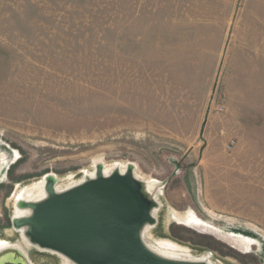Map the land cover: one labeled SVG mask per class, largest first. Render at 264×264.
Segmentation results:
<instances>
[{
    "label": "rangeland",
    "instance_id": "374dc122",
    "mask_svg": "<svg viewBox=\"0 0 264 264\" xmlns=\"http://www.w3.org/2000/svg\"><path fill=\"white\" fill-rule=\"evenodd\" d=\"M0 160V241L32 264L64 260L13 227L17 193L98 165L150 184L152 245L264 264V0H0Z\"/></svg>",
    "mask_w": 264,
    "mask_h": 264
},
{
    "label": "water",
    "instance_id": "95a60500",
    "mask_svg": "<svg viewBox=\"0 0 264 264\" xmlns=\"http://www.w3.org/2000/svg\"><path fill=\"white\" fill-rule=\"evenodd\" d=\"M132 171L103 176L98 166L95 178L61 192H55L50 176L46 198L26 203L29 216L13 219V227L25 228L29 244L72 264H206L167 259L143 243V230L155 224V204L143 196ZM0 264L25 263L3 254Z\"/></svg>",
    "mask_w": 264,
    "mask_h": 264
},
{
    "label": "bare ground",
    "instance_id": "6f19581e",
    "mask_svg": "<svg viewBox=\"0 0 264 264\" xmlns=\"http://www.w3.org/2000/svg\"><path fill=\"white\" fill-rule=\"evenodd\" d=\"M98 166H101V173H102L103 176H109L115 171H118L120 174H124V173L127 172V171H125V170H123L121 168H115V167L105 168L102 165H98ZM0 168H1V166H0ZM132 175L138 181L139 186H140V191L143 194V196L145 198H147L149 201L154 202L155 207H154V209H153V211L151 213V215L153 216V212H154L155 208H158L159 203L155 199L153 194L151 193V190L149 189L150 188V184L145 182V181H143V180H140L138 177H136L135 173L133 171H132ZM95 176H96V174L93 173L88 179H93V178H95ZM32 187L30 186V188H32ZM37 187H38V191H37L38 193H35V195L38 196V198L36 200L29 198L30 196H32V190L26 191V189H22L20 192L18 191L19 193H17V198H16L15 204H14L15 205L14 206L15 214H14V218L13 219L23 218V217L29 216L31 210H30V208H27L25 206L26 203H28V202H30V203L39 202V201L43 200L44 198H46V191L44 190L45 181H43ZM54 190H55V192H58L55 189V187H54ZM192 216L196 217V214L191 209H189L186 212V214L181 215V216H179L177 218V220L179 222V225H184V226H187L189 228L191 227V228H196V229L201 230V231L209 232V233L214 234L215 236H217L219 239L224 240V241H226L228 243H230L229 240H231V239H234L236 241H247V242L248 241H252L251 239H248L249 237L248 238H244V237L237 236V235H229V234H227V232L225 233V232H223V231H221L219 229H216V228L212 227V225L210 226L209 224H207L204 221H200L199 220V222H196L195 220L192 219V218H194ZM190 222H194V223H190ZM189 223H190V225H188ZM148 227L149 226L145 227V229L143 230V234L142 235H143V243L150 250H152L153 252H155L156 254H158L161 257H164V258H167V259H171V260H179V259L189 258V255L187 256L186 254L181 253L183 251L179 250V248L177 246H175V245H173L171 243L160 242V243H158L157 246L152 245L151 243H149V241H147V239H145V237L147 238V233H145V231H146V228H148ZM22 230H23L22 232L24 233L25 232V228H22ZM0 246H1L0 247V256L3 255V254H10V255H14V256L20 258L25 264H32L31 261L28 259L27 255L25 254V252L22 249H20L18 247H14V246L5 247L6 243H4L2 241H0ZM63 260H64V264H68L69 260H67L64 257H63ZM190 261H193V260H190Z\"/></svg>",
    "mask_w": 264,
    "mask_h": 264
},
{
    "label": "flooded vegetation",
    "instance_id": "af4514ba",
    "mask_svg": "<svg viewBox=\"0 0 264 264\" xmlns=\"http://www.w3.org/2000/svg\"><path fill=\"white\" fill-rule=\"evenodd\" d=\"M190 223H194V222H190ZM190 223L188 225H190ZM229 241H230V244H232L233 247L241 248L242 250L245 249V248L246 249L249 248L251 246V243L253 242V241H248V242L247 241H236L234 239H231Z\"/></svg>",
    "mask_w": 264,
    "mask_h": 264
}]
</instances>
